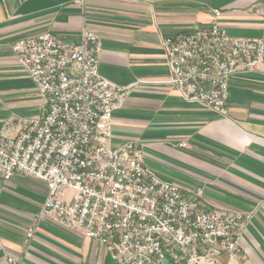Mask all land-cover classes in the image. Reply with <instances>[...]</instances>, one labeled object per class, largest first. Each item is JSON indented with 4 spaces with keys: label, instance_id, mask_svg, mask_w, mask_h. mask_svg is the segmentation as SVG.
<instances>
[{
    "label": "crops",
    "instance_id": "0c3cea01",
    "mask_svg": "<svg viewBox=\"0 0 264 264\" xmlns=\"http://www.w3.org/2000/svg\"><path fill=\"white\" fill-rule=\"evenodd\" d=\"M228 34L264 37V0H0V129L39 114L42 99L11 46L52 32L77 43L82 27L99 38V73L130 87L113 114L109 145L131 142L152 174L180 187L202 208L251 215L239 231L238 257L218 264H264V68L229 79L228 115L186 103L169 82L161 39L212 21ZM186 143L180 146V143ZM48 193L22 174L0 181V264H115L95 240L32 217Z\"/></svg>",
    "mask_w": 264,
    "mask_h": 264
},
{
    "label": "built area",
    "instance_id": "2783aa9c",
    "mask_svg": "<svg viewBox=\"0 0 264 264\" xmlns=\"http://www.w3.org/2000/svg\"><path fill=\"white\" fill-rule=\"evenodd\" d=\"M161 39L168 82L182 99L228 115L229 79L264 68V37L232 36L217 17ZM42 99L37 115L0 129V181L44 180L48 193L26 230L52 220L104 246L115 264H218L238 257L239 231L251 215L201 207L143 163L133 143L109 145L113 114L130 87L99 73L98 35L82 27L77 43L52 32L11 46ZM186 143L181 142L180 146ZM9 264H24L8 256Z\"/></svg>",
    "mask_w": 264,
    "mask_h": 264
}]
</instances>
